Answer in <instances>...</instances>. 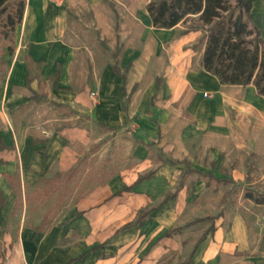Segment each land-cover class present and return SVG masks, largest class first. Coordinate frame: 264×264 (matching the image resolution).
I'll list each match as a JSON object with an SVG mask.
<instances>
[{
	"label": "crops",
	"instance_id": "obj_1",
	"mask_svg": "<svg viewBox=\"0 0 264 264\" xmlns=\"http://www.w3.org/2000/svg\"><path fill=\"white\" fill-rule=\"evenodd\" d=\"M122 1L130 2L113 0L120 13L115 21L104 18L103 5L93 7L88 0H25L18 31L27 60L41 69L39 78L29 77L19 48L0 86V264H264L262 238L232 211L219 212L199 243L201 238L186 243L180 232L166 235L180 228L174 221L178 208L167 204L156 206L152 219L123 228L133 222L129 216L169 190L162 176L168 164H158L151 178L135 184L155 166L148 152L179 157L206 146L213 147L209 155L215 161L231 146H264V97L252 86L220 85L206 73L203 46L192 49L199 32L154 29L145 7L137 14L133 2L123 9ZM251 1V20L264 36V0ZM81 5L91 9L101 39L123 42L114 66L125 80L106 62L93 61L89 69L77 48L59 41L68 29L66 10ZM41 26L48 28L45 35ZM78 119L84 121L79 127L68 124ZM89 120L99 132L112 133L100 146L124 148L139 169L126 178L114 176L37 231L47 213L32 202L33 192L56 174L62 180L82 152L102 141L89 132ZM7 177L16 179V190ZM123 183L127 194H120Z\"/></svg>",
	"mask_w": 264,
	"mask_h": 264
},
{
	"label": "rangeland",
	"instance_id": "obj_2",
	"mask_svg": "<svg viewBox=\"0 0 264 264\" xmlns=\"http://www.w3.org/2000/svg\"><path fill=\"white\" fill-rule=\"evenodd\" d=\"M88 2L93 7L97 3L103 5L106 10L102 13L104 18L109 16L115 21L119 19L120 13L115 8L113 0H97L96 2L88 0ZM130 2H133L137 14L144 10L147 4V0H130ZM130 2L122 1L123 9L128 8ZM97 10L101 11V7ZM66 11L68 29L64 38L59 41L77 48L78 57L87 59L89 69L93 61L116 66L124 47L123 42L121 43L117 38L109 41L101 39L93 24L91 9H86L84 5H81L79 9L68 8ZM23 21L25 22V19ZM4 23L5 14L0 13V86L7 74L9 59L19 48H22L20 51L24 53L27 47L20 38L19 26H16L13 33L9 34ZM188 25L189 23L184 25V28ZM47 29L46 26H41L38 31L40 35H45L48 32ZM53 44L52 42L51 46ZM9 48L12 56L8 55ZM22 58L27 60L26 52ZM27 61L29 77L39 78L41 65ZM38 97H42L41 92ZM58 111L66 116L71 115L67 109L58 108ZM72 117L74 118L75 115ZM79 122L84 121L78 119L68 124L79 127ZM87 126L89 132H97L96 139L102 138V141L96 146H90L91 149L79 155L76 174L72 179L61 180L56 174L51 180L42 182L32 194V202L46 210L48 218L46 224L58 215L59 210L89 194L96 187L107 185L114 176L126 178L127 173H136L139 169L132 163L133 157L124 148L113 147L110 144L105 147L100 146L101 143L110 141L111 131L100 129L99 132L90 120ZM260 136L261 140H264V132H261ZM226 151L215 161H211V155H209L213 152V147L206 146H198V149L197 146H193L186 155L179 157L165 156L156 149L148 152L149 159L155 166L143 171L142 176L156 172L158 164H168L162 176L169 190L162 198L152 200L153 203L149 206L137 210L133 216H129L128 220L143 221L147 217L152 219L153 217L149 216L152 210L164 204L173 211L178 208L174 221L179 223L180 228L175 227L169 230L167 236L180 232L182 240L192 244L208 229L213 228L214 219L219 217V212L228 210L237 213L244 220L253 236L262 238L260 248L264 250V207L258 208L243 198L247 192L264 195V146H231V150ZM202 184L209 186V194L204 192L207 190L205 187L201 191ZM123 185L126 187L120 194L129 193L130 189L125 183ZM180 192L182 194L177 198Z\"/></svg>",
	"mask_w": 264,
	"mask_h": 264
},
{
	"label": "trees",
	"instance_id": "obj_3",
	"mask_svg": "<svg viewBox=\"0 0 264 264\" xmlns=\"http://www.w3.org/2000/svg\"><path fill=\"white\" fill-rule=\"evenodd\" d=\"M24 8L25 0H0V13L5 14L4 26L9 34L21 24ZM251 9V0H147L145 5L154 29L170 30L182 26L181 34H201L192 49L203 46L201 68L214 76L220 85L252 86L258 96L264 97V36L251 20ZM188 23V27L184 28ZM7 52L12 56L10 48ZM112 70L125 80L117 67L113 66ZM57 77L58 74L55 79ZM30 81L27 74V84ZM2 149L4 147L0 142V150ZM75 174L76 166L63 174V179L71 180ZM152 175L153 173H149L138 178L135 184L151 178ZM6 179L13 191L16 190V179ZM243 198L256 206H264V195L247 192ZM47 219H43L36 228L37 231L42 230ZM139 221L130 222L123 228ZM212 230L211 227L205 233Z\"/></svg>",
	"mask_w": 264,
	"mask_h": 264
}]
</instances>
